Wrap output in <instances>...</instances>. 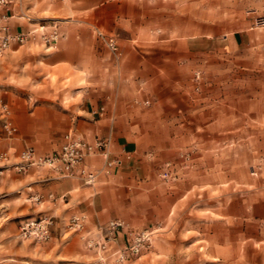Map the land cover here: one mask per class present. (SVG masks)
Returning <instances> with one entry per match:
<instances>
[{
	"label": "rangeland",
	"instance_id": "1",
	"mask_svg": "<svg viewBox=\"0 0 264 264\" xmlns=\"http://www.w3.org/2000/svg\"><path fill=\"white\" fill-rule=\"evenodd\" d=\"M22 1L8 0L1 8L12 32L32 33L0 57V179L21 151L51 155L69 131L55 135L54 125L31 114L38 105L31 98L49 95L45 87L57 80L49 74L34 87L41 64L33 55L64 37L48 19L55 0H24L25 13ZM168 2L170 23L153 25L149 34L143 30L132 42L147 50L170 86L160 106L169 119L147 120L153 100L135 102L139 129L151 134L142 138L139 163L127 176L136 182L116 186L110 216L94 229L85 219L74 227L76 217L60 223L44 213L49 203L37 206L15 187L8 194L0 187V264H264V0ZM93 33L118 64L122 34L96 27ZM66 79L73 83L71 73ZM80 136L90 144L106 140L110 158H117L109 139ZM5 151L8 159L1 157ZM122 166L105 162L103 171ZM92 171L97 178L89 186L98 181L99 171ZM44 217L53 220L49 240L21 236L22 222ZM112 220L122 223L116 241L105 229Z\"/></svg>",
	"mask_w": 264,
	"mask_h": 264
},
{
	"label": "crops",
	"instance_id": "2",
	"mask_svg": "<svg viewBox=\"0 0 264 264\" xmlns=\"http://www.w3.org/2000/svg\"><path fill=\"white\" fill-rule=\"evenodd\" d=\"M20 7L25 13L24 0ZM169 9L168 0H55L51 4L48 19L59 25L64 37L55 48L40 49L33 55L41 64L40 80L34 87L44 83L49 74H55L57 80L45 87L50 89L49 95L40 93L31 98L38 104L31 114L54 125L55 135L75 130L90 140L109 139L111 157L119 158L123 166L105 174L102 155L87 156L84 165L99 171L97 183L89 186L79 177L61 178L36 167L20 172L17 162H12L0 179L7 194L15 187L22 197L31 196L34 205L49 203L44 213L55 215L60 223L81 217L87 228L94 229L110 216L120 189L116 186L136 182L134 176H127L134 174L139 163L142 138L151 136L139 129L135 102L153 100L147 120L169 119L160 110L168 101L164 90L170 89L169 82L162 80L161 67L152 66V58L144 54L147 50L132 43L143 30L149 34L153 25H168ZM94 27L122 34L123 57L118 64L99 46ZM68 73L72 74V84L66 79Z\"/></svg>",
	"mask_w": 264,
	"mask_h": 264
},
{
	"label": "built area",
	"instance_id": "3",
	"mask_svg": "<svg viewBox=\"0 0 264 264\" xmlns=\"http://www.w3.org/2000/svg\"><path fill=\"white\" fill-rule=\"evenodd\" d=\"M8 0H0V57L4 56L10 50L14 43L23 45L27 42L30 33L32 32H12L8 26L9 16L1 10ZM58 36H52L56 39ZM50 38L46 39V42ZM108 42L113 49H117L116 43L113 38H109ZM6 129L12 133L15 128L7 124ZM108 142L106 140L97 139L94 144H90L83 137L73 130H69L65 134V141L59 151L47 155L39 156L33 148H27L20 152V161L16 163V167L20 172H27L30 168L48 167L56 173L65 177H79L87 185L95 183L97 173L88 170L83 166L87 156L93 155L102 150V155L106 159V167L110 168L115 165L119 160L117 158H110L107 151ZM3 159H8L9 154L7 151L1 153ZM83 218H74V227H79ZM53 220L51 217L28 219L22 222L20 227L21 236L27 239H34L37 241H47L51 238ZM120 221H110L105 229L108 232V237L112 241L117 240L120 233ZM104 244L102 248H105ZM103 264V262L101 263Z\"/></svg>",
	"mask_w": 264,
	"mask_h": 264
}]
</instances>
